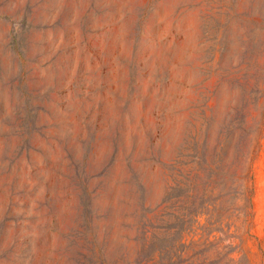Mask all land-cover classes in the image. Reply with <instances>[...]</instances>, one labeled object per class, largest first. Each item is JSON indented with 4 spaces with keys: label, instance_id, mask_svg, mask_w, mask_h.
Wrapping results in <instances>:
<instances>
[{
    "label": "rangeland",
    "instance_id": "1",
    "mask_svg": "<svg viewBox=\"0 0 264 264\" xmlns=\"http://www.w3.org/2000/svg\"><path fill=\"white\" fill-rule=\"evenodd\" d=\"M247 60L264 82V0H0V264H145L172 120L212 156ZM255 183L264 264V139Z\"/></svg>",
    "mask_w": 264,
    "mask_h": 264
},
{
    "label": "trees",
    "instance_id": "2",
    "mask_svg": "<svg viewBox=\"0 0 264 264\" xmlns=\"http://www.w3.org/2000/svg\"><path fill=\"white\" fill-rule=\"evenodd\" d=\"M253 63L247 60L233 64L234 97L226 116L217 120L212 156L198 149L193 160L182 159L175 152L172 118L171 193L164 207L153 213L156 220L164 223L144 227L142 240L149 251L145 264L263 263V257L250 246L254 237L255 162L264 139V82L253 71ZM242 92L256 96L254 112L247 111L251 106L249 98L244 104L237 102ZM191 155L189 151L184 154ZM193 170L202 182L191 178ZM192 183L200 186L198 196L185 188Z\"/></svg>",
    "mask_w": 264,
    "mask_h": 264
}]
</instances>
